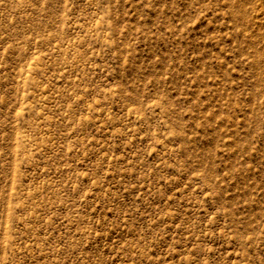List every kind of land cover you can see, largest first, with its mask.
I'll return each instance as SVG.
<instances>
[{"label": "rangeland", "instance_id": "1", "mask_svg": "<svg viewBox=\"0 0 264 264\" xmlns=\"http://www.w3.org/2000/svg\"><path fill=\"white\" fill-rule=\"evenodd\" d=\"M0 264H264V0H0Z\"/></svg>", "mask_w": 264, "mask_h": 264}]
</instances>
